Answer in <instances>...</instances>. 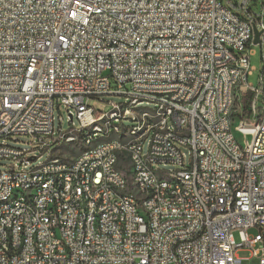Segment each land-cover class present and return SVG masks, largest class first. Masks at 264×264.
<instances>
[{
  "label": "built area",
  "instance_id": "built-area-1",
  "mask_svg": "<svg viewBox=\"0 0 264 264\" xmlns=\"http://www.w3.org/2000/svg\"><path fill=\"white\" fill-rule=\"evenodd\" d=\"M250 1L0 0V160L11 162L0 197L22 191L0 208V264H242L241 250L264 264V0ZM252 43L257 86L246 81ZM105 95L126 102L88 104ZM138 102L154 109L135 113ZM135 119L141 137L113 139ZM21 135L48 157L27 168L33 150L5 142ZM59 144L76 149L74 165L53 155ZM148 164L177 181L152 182ZM59 167H70L63 182Z\"/></svg>",
  "mask_w": 264,
  "mask_h": 264
},
{
  "label": "bare ground",
  "instance_id": "bare-ground-1",
  "mask_svg": "<svg viewBox=\"0 0 264 264\" xmlns=\"http://www.w3.org/2000/svg\"><path fill=\"white\" fill-rule=\"evenodd\" d=\"M138 102L133 105V112L142 113L145 108H139ZM100 124H108V116H100ZM146 132V123H142V119H135V126L131 129H120L119 132H113V139L120 137L137 138ZM236 125H229V136H235ZM97 128H89V135L94 136V142H103V134L99 139H95ZM67 165H74V157L67 159ZM114 172H122V164H114ZM70 174V167H59L55 173V182H63L64 177ZM148 175L152 182H169L177 181V174L161 173L155 164H148ZM198 175H206V168H198ZM96 172L85 173L83 177V197H92V188L95 185ZM48 182L47 174H39L32 179V186L37 190H44ZM22 198L21 190H13V193L0 197V208H10L13 202ZM117 198H121V191H114V195H109V202H117ZM38 204V195H31V200L26 203V210H34ZM140 229H148V222H140Z\"/></svg>",
  "mask_w": 264,
  "mask_h": 264
},
{
  "label": "rangeland",
  "instance_id": "rangeland-1",
  "mask_svg": "<svg viewBox=\"0 0 264 264\" xmlns=\"http://www.w3.org/2000/svg\"><path fill=\"white\" fill-rule=\"evenodd\" d=\"M226 4L227 0H223ZM239 0H230L231 3L238 2ZM249 7H253L254 9H259L254 7V0H251L249 2ZM235 11L239 12L237 8H233ZM251 49L252 54H250L249 57V66L252 69L251 73L247 76V83L251 84L252 86H257L259 84V77H260V71H261V57H260V50L261 46L258 43H252L249 47ZM245 83V82H244ZM106 101H112L114 103H123L126 102L123 96L121 95H105L101 98V100L97 99H91L89 100L88 104L92 106L95 110L99 111H107L109 110L110 106L106 103ZM139 108H147V109H154V105L152 103H141L138 105ZM55 119L58 115H60L63 118V127H66L68 124V118H67V112L63 107H60L58 110L55 108ZM57 123V121H56ZM74 124L77 125V121L74 120ZM125 125H130L129 121L124 122ZM236 136V133H235ZM100 134L95 135V139H99ZM237 138L240 139V135H237ZM242 140V139H241ZM5 142L13 147L24 149V150H33L32 152L28 153V156H35L36 158L31 161L30 165L27 166V168H31L35 166L37 163L44 161L48 157V151L46 150H40L38 148V145L36 144V141L33 140L30 136H18L17 141H13L11 139H5ZM58 146V149L53 150V155H65L67 159H70L71 155L75 154L76 149L66 147L62 144L56 145ZM55 146V147H56ZM63 146V147H62ZM81 148V145H79ZM183 153L187 156L188 149L186 147L182 148ZM11 162L9 160H0L1 165H9ZM1 168V167H0ZM255 231L253 229L248 230V235L254 234ZM234 239L235 241H238L237 233H234ZM250 252L248 250H241L238 252V255L242 258H247L242 261V264H258L257 258L250 256Z\"/></svg>",
  "mask_w": 264,
  "mask_h": 264
},
{
  "label": "water",
  "instance_id": "water-1",
  "mask_svg": "<svg viewBox=\"0 0 264 264\" xmlns=\"http://www.w3.org/2000/svg\"><path fill=\"white\" fill-rule=\"evenodd\" d=\"M253 31H254V42H257L259 31H257L255 28L253 29Z\"/></svg>",
  "mask_w": 264,
  "mask_h": 264
}]
</instances>
